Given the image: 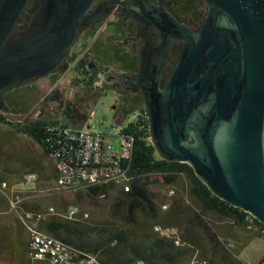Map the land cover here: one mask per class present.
<instances>
[{
    "label": "water",
    "instance_id": "1",
    "mask_svg": "<svg viewBox=\"0 0 264 264\" xmlns=\"http://www.w3.org/2000/svg\"><path fill=\"white\" fill-rule=\"evenodd\" d=\"M29 1L0 0V93L50 74L96 0H48L44 29L8 42ZM205 1L201 30L180 25L173 35L184 50L149 106L153 144L264 225V0Z\"/></svg>",
    "mask_w": 264,
    "mask_h": 264
},
{
    "label": "rangeland",
    "instance_id": "2",
    "mask_svg": "<svg viewBox=\"0 0 264 264\" xmlns=\"http://www.w3.org/2000/svg\"><path fill=\"white\" fill-rule=\"evenodd\" d=\"M74 72L71 70L69 76L60 80L49 77L31 83L23 90L28 96L22 111L7 115L6 118L14 123L36 118L64 121V112L71 107L75 115L81 118L88 116V121L83 125L69 123L67 126H92L98 131L108 132L112 123L118 122L117 95L109 91L97 98L92 97L88 91L79 89L81 81ZM78 90L83 94H78ZM30 173L38 175L36 183L26 182L25 178ZM137 178L138 175H134V183ZM148 178L163 199L160 203L162 223L154 227H167L165 233H172V227H177L180 229L179 238L190 244V247L181 248L188 252L180 264H192L196 259L207 260L209 264H264V234L247 226L233 225L230 220L204 211L194 201L189 185L181 177L171 185L160 183L152 175ZM56 181V169L44 149L14 126L0 122V183H6L8 188L14 189L21 196L24 200L22 210L36 208L39 212H46L54 208L56 214L46 223L57 217L70 222L88 220L95 224L130 226L123 218V212L114 208L115 191L111 190L105 196L93 195L89 191L91 187L105 185H117L124 190L123 184L109 182L73 192H62L57 188ZM165 204L168 205L167 210L162 208ZM73 210L76 211L75 215L71 214ZM196 216L205 221L206 228L197 222ZM136 219L142 221L143 215L139 214ZM4 223L16 226L17 215L11 211L7 201L0 197V225ZM208 228L216 235L219 243L212 239ZM28 253H31L29 243ZM0 264L33 263L24 260L18 248L10 252L0 248Z\"/></svg>",
    "mask_w": 264,
    "mask_h": 264
},
{
    "label": "flooded vegetation",
    "instance_id": "3",
    "mask_svg": "<svg viewBox=\"0 0 264 264\" xmlns=\"http://www.w3.org/2000/svg\"><path fill=\"white\" fill-rule=\"evenodd\" d=\"M47 2L29 1L8 42L36 35L44 29ZM160 13L168 20L160 17ZM208 14L205 0H96L78 28L70 51L50 74L0 93V114L6 117L22 111L28 96L23 90L31 83L49 77L60 80L69 76L71 70L81 83L94 79L92 86H83L92 97L109 91L115 93L116 112L149 110L157 97L155 90L165 89L182 57L184 43L173 38L177 26L198 33ZM89 41L91 50H87ZM82 62L86 64L87 76L76 69ZM157 71L158 82L154 79ZM97 82L100 84L96 85ZM156 151L161 157L157 148Z\"/></svg>",
    "mask_w": 264,
    "mask_h": 264
},
{
    "label": "trees",
    "instance_id": "4",
    "mask_svg": "<svg viewBox=\"0 0 264 264\" xmlns=\"http://www.w3.org/2000/svg\"><path fill=\"white\" fill-rule=\"evenodd\" d=\"M76 69L87 76L85 62H82ZM93 82L94 79L92 78L88 81H82L87 86H92ZM129 112L131 111H118L117 115L124 116ZM64 114V121L36 118L22 123H14L0 114V122L10 124L19 132L31 137L46 153L45 138L48 124L63 123L69 125V123H75L83 125L88 121V116L81 118L75 115L71 107ZM128 130L136 138L132 168L137 171L134 175H138V178L130 192L121 189L114 194L113 204L115 209L123 212V218L130 226L117 227L108 223L95 224L88 220L70 222L56 217L42 225V229L46 233L85 252L98 255L103 264H180L182 257L188 251L175 247L170 240L160 238L153 230L155 225L162 223L160 203L163 199L161 193L154 189L148 180L150 175L155 176L160 183L166 185L175 183L181 177L189 185L194 201L204 211L233 221L231 222L233 225L248 227L252 226L251 220H253V225L264 228V225L249 213L235 208L215 196L199 179L189 164L169 162L159 157L155 146L145 141L146 133L144 131L135 126H131ZM112 187L113 185L95 186L89 188V191L93 195L105 196L107 192L112 190ZM162 208L164 209V205ZM139 214L143 215L142 221L136 219ZM195 218L197 222L205 224L201 217L196 216ZM17 222L18 224L13 227L5 223L0 225V248L9 252L18 248L24 260L31 262L28 253V232L23 227L18 215ZM208 231L212 239L219 243L216 235L209 228Z\"/></svg>",
    "mask_w": 264,
    "mask_h": 264
},
{
    "label": "built area",
    "instance_id": "5",
    "mask_svg": "<svg viewBox=\"0 0 264 264\" xmlns=\"http://www.w3.org/2000/svg\"><path fill=\"white\" fill-rule=\"evenodd\" d=\"M116 119L118 122L112 123L108 132L98 131L92 126L78 128L63 123L47 125L45 142L49 144L50 150L61 156V165H70V172H62L66 186L72 182H82L84 185V181H79V174H90V181L94 183L100 182V174H123L126 175L124 190H132L134 174L137 173L132 168L136 138L128 129L135 126L144 131L145 141L153 144L151 116L148 110L138 109L124 116L117 115ZM92 165H101V173H92ZM25 180L27 183H36L38 175L30 173ZM0 197L7 201L11 211L17 213L29 237L39 239L44 245L43 253H29L33 264H103L98 255L93 253L90 256H78L79 248L42 229V225L56 214L54 208H49L46 212L22 210L24 200L14 189L8 188L6 183L0 184ZM167 209L168 205L165 204L164 210ZM71 214L75 215L76 211L73 210ZM248 227L264 234V228ZM153 230L160 238L170 240L177 248L190 247L187 241L179 238L180 229L177 227H172V233H165L164 226L153 227ZM192 264L209 262L196 259Z\"/></svg>",
    "mask_w": 264,
    "mask_h": 264
},
{
    "label": "bare ground",
    "instance_id": "6",
    "mask_svg": "<svg viewBox=\"0 0 264 264\" xmlns=\"http://www.w3.org/2000/svg\"><path fill=\"white\" fill-rule=\"evenodd\" d=\"M46 154L56 167L58 173L56 186L62 192H73L83 189L87 186H95L99 184H106L109 182H117L123 184L124 188L126 175L123 174H100V182L96 183L90 181V174H79V181H84V185L82 184V182H72L67 184L66 186L64 184V180L62 179V172H70V165H61V156L58 154V152L50 150L49 144H47ZM60 165L61 168L59 167ZM92 173H101V165H92ZM29 249L31 253H43L44 245L41 241H39V239L31 237V240L29 242ZM78 256H90V253L78 249Z\"/></svg>",
    "mask_w": 264,
    "mask_h": 264
},
{
    "label": "crops",
    "instance_id": "7",
    "mask_svg": "<svg viewBox=\"0 0 264 264\" xmlns=\"http://www.w3.org/2000/svg\"><path fill=\"white\" fill-rule=\"evenodd\" d=\"M89 45H88V47H87V50H91V48H93L92 47V43H91V41H89V43H88ZM83 86H84V84L83 83H80V87H79V89L80 90H82V91H85L84 89H83ZM78 94H83L81 91H79L78 90ZM68 110V109H67ZM66 110V111H67ZM118 112H116V114H117ZM78 128H82V127H79L78 126ZM54 165V164H53ZM54 167H55V165H54ZM55 169H56V167H55ZM56 172H57V170H56ZM57 179H58V173H57ZM56 183H57V181H56ZM117 187H119V186H117V185H113V187H112V190L113 191H115V194L119 191V190H121L122 188L121 187H119L120 189H118ZM36 208H29L28 210L29 211H37V210H35ZM201 226H203V227H205L206 228V225H204L203 223H201V222H198ZM158 225H160V224H158ZM252 226H255V225H252ZM255 228H259L258 226H255ZM60 239V238H59ZM62 240V239H61ZM64 241V240H63ZM64 242H66V241H64ZM66 243H68V242H66ZM70 244V243H69ZM72 245V244H71ZM39 264H43V263H39Z\"/></svg>",
    "mask_w": 264,
    "mask_h": 264
}]
</instances>
